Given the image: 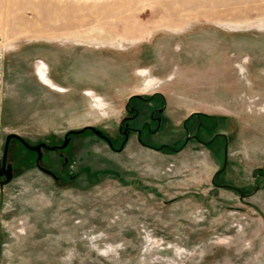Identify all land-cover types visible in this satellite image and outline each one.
Masks as SVG:
<instances>
[{
	"label": "rangeland",
	"instance_id": "rangeland-1",
	"mask_svg": "<svg viewBox=\"0 0 264 264\" xmlns=\"http://www.w3.org/2000/svg\"><path fill=\"white\" fill-rule=\"evenodd\" d=\"M133 95L164 120L116 151ZM85 126L115 149L42 150L56 179L10 140L0 264H264V0H0V160Z\"/></svg>",
	"mask_w": 264,
	"mask_h": 264
},
{
	"label": "flooded vegetation",
	"instance_id": "flooded-vegetation-1",
	"mask_svg": "<svg viewBox=\"0 0 264 264\" xmlns=\"http://www.w3.org/2000/svg\"><path fill=\"white\" fill-rule=\"evenodd\" d=\"M132 97H134L133 100L126 103L127 106L128 105L131 106H129V108L127 107L128 111L126 115L123 117L120 125L118 126V134L120 137L118 148L117 149L113 148L111 139L102 133L110 141L111 148L115 149L116 151L122 150V146L125 145L130 135H135L136 141L141 146H151L150 144L151 137L156 133V131L162 125V122L164 120L162 117V110H163L162 105H164L163 101L157 100L155 98L156 96L154 95H151L147 98H142L140 95H133ZM198 135H199L198 131L188 133L184 137L180 145L176 147L169 146L168 144H160L157 147H152V149L154 148L158 149L157 151L164 149V150H169L171 153H177L183 148V146L188 144L190 141H195L192 138L193 136H196L202 143H205L202 145H210L214 142L213 138L205 142L201 138H199ZM112 140L114 141L115 138H113ZM196 143L200 144L198 142ZM8 149H9V144H8ZM41 168L46 170L43 167ZM53 176L54 179L57 178L54 174Z\"/></svg>",
	"mask_w": 264,
	"mask_h": 264
},
{
	"label": "water",
	"instance_id": "water-1",
	"mask_svg": "<svg viewBox=\"0 0 264 264\" xmlns=\"http://www.w3.org/2000/svg\"><path fill=\"white\" fill-rule=\"evenodd\" d=\"M85 131H89L91 132L94 136L98 137L99 139L105 141L107 143V145L109 146V148H111V144L110 141L108 140V138L106 136H104L99 130L95 129L94 127L91 126H85L79 130H69L65 133V135L63 136V140L61 145H54V146H48L44 143H38L36 145H30L28 144L22 137H20L17 134L14 133H10L8 135L5 136L4 138V143H3V147H2V155H1V160H0V178L3 177V180H0V191L2 189V187L7 184L9 182V180L11 179L12 176V168L10 164L6 163L7 160V153H8V144L10 142V140H15L17 141L19 144H21L25 149L29 150V151H33L36 153L37 155V160H36V166L37 168L42 171L45 174L50 175L51 177L54 178L53 174L51 172H48L44 169H42L39 165H38V160L41 157V150H45V151H56V150H62L65 148V146L67 145L69 139L71 136H76V135H80L82 133H84ZM219 136H221L224 140H225V135L223 134H219ZM196 142L200 143V144H205L202 143L196 136L192 137ZM155 151H157L158 149H153ZM225 161H226V144L224 145L223 148V163L222 166L220 168V171H222L225 167ZM216 175V174H215ZM213 176L211 183L213 184L214 181V177ZM221 187L223 188H230L233 189L235 191L238 192V190L230 185H221Z\"/></svg>",
	"mask_w": 264,
	"mask_h": 264
},
{
	"label": "bare ground",
	"instance_id": "bare-ground-1",
	"mask_svg": "<svg viewBox=\"0 0 264 264\" xmlns=\"http://www.w3.org/2000/svg\"><path fill=\"white\" fill-rule=\"evenodd\" d=\"M171 11H174V9H171V10H165L164 13H165V14H168V13H170ZM166 28H167V27H166Z\"/></svg>",
	"mask_w": 264,
	"mask_h": 264
},
{
	"label": "crops",
	"instance_id": "crops-1",
	"mask_svg": "<svg viewBox=\"0 0 264 264\" xmlns=\"http://www.w3.org/2000/svg\"><path fill=\"white\" fill-rule=\"evenodd\" d=\"M215 174H216V172L214 173V175H215ZM214 175H213V176H214ZM213 176H212V178H213Z\"/></svg>",
	"mask_w": 264,
	"mask_h": 264
}]
</instances>
